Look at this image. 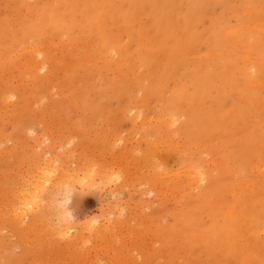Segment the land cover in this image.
I'll return each instance as SVG.
<instances>
[{
    "label": "rangeland",
    "instance_id": "374dc122",
    "mask_svg": "<svg viewBox=\"0 0 264 264\" xmlns=\"http://www.w3.org/2000/svg\"><path fill=\"white\" fill-rule=\"evenodd\" d=\"M38 2L0 0V264H264V0Z\"/></svg>",
    "mask_w": 264,
    "mask_h": 264
},
{
    "label": "bare ground",
    "instance_id": "6f19581e",
    "mask_svg": "<svg viewBox=\"0 0 264 264\" xmlns=\"http://www.w3.org/2000/svg\"><path fill=\"white\" fill-rule=\"evenodd\" d=\"M43 1H45V0H39V2L37 3V5L38 4H41ZM117 3V2H116ZM33 6V5H32ZM242 13V12H241ZM244 13V12H243ZM253 19H254V17H253ZM107 20V19H106ZM257 20V19H256ZM264 20V19H263ZM43 21H45V20H43ZM42 21V22H43ZM46 21H47V19H46ZM102 24V23H101ZM252 25V24H251ZM253 26V25H252ZM251 26V27H252ZM264 26V25H263ZM254 27V26H253ZM252 27V28H253ZM247 28V27H246ZM86 29V28H85ZM117 29V28H116ZM115 29V30H116ZM255 30V29H254ZM257 31H258V28L256 29ZM255 30V31H256ZM121 31L119 30V33H120ZM262 32V31H261ZM119 33H118V35H119ZM264 33V32H263ZM121 35H122V32L120 33ZM133 34V33H132ZM228 34V33H227ZM123 36H124V34H123ZM134 36V35H133ZM115 37H117V36H115ZM88 38V37H87ZM91 38V37H90ZM89 38V39H90ZM124 38H125V36H124ZM134 38H135V36H134ZM86 39V38H85ZM111 39H113V37L111 38ZM116 39V38H115ZM70 41V40H69ZM90 41V40H89ZM98 41V40H97ZM116 41H118V38H117V40ZM121 41H125L126 42V40L124 39L123 40V38L121 39ZM133 41L134 40H132V43L131 42H128V43H130V44H132L133 45ZM141 41H143V39L141 40ZM140 41V42H141ZM45 42V41H44ZM61 42H62V40H61ZM76 42V41H75ZM138 42V41H137ZM149 42V41H148ZM65 43V42H64ZM128 43H126V45L125 46H127V44ZM60 44V43H59ZM234 44V43H233ZM51 45H53V44H51ZM62 45V44H61ZM87 45V44H86ZM131 45V46H132ZM41 46V45H40ZM80 46V45H79ZM53 47V46H52ZM55 47H57V44H56V46ZM88 50H89V53H86V54H88V57L87 58H89V59H91V60H95V62L96 61H98L99 62V64H102L103 65V67L105 68V67H108V68H111V69H114V73L113 74H115L116 76H118V77H121L122 78V80H120L121 82L123 81V79L125 80V81H130L131 82V80H135L138 76L137 75H134V71L136 72V70H135V68H134V65L132 64V63H128V62H125V60L123 59V58H121V57H115V54H116V50H115V48H108V49H106L104 46H101V44H98L96 41H93V39H92V45L91 46H88V47H86ZM122 48V47H121ZM40 49V48H39ZM86 49V50H87ZM54 50V49H53ZM74 51V50H73ZM72 52V51H71ZM38 53V52H37ZM74 53H71V55H73ZM35 55V54H34ZM51 55V54H50ZM70 55V54H69ZM68 55V56H69ZM132 55H135V53H133ZM254 55V54H253ZM73 56H75V55H73ZM85 56V54L83 55V57ZM79 57V56H78ZM80 57H81V55H80ZM79 57V58H80ZM249 57H250V55H249ZM248 57V58H249ZM69 59H70V57H68ZM72 58V57H71ZM87 58H85V59H87ZM36 59V58H35ZM59 59V58H58ZM57 59V60H58ZM75 59V60H74ZM74 59H72V61L74 60V61H76V58H74ZM88 59V60H89ZM250 59V58H249ZM1 60V59H0ZM27 60V59H26ZM64 60V59H63ZM165 60V59H164ZM32 61H34V64H35V62L37 63V61L36 60H34V58H33V60ZM32 61H30V62H32ZM54 61V60H53ZM65 61V60H64ZM68 61V60H67ZM87 61V60H86ZM85 61V62H86ZM248 61V60H247ZM40 62V61H39ZM58 62V61H57ZM61 62V61H60ZM94 62V61H93ZM92 62V63H93ZM97 62V63H98ZM130 62H132L131 60H130ZM52 63H54V62H52ZM59 63V62H58ZM62 63L63 62H61V66H62ZM83 63H84V61H83ZM43 64V63H42ZM41 64V66H39V69L40 70H43L45 67H44V64L42 65ZM65 64H67V67H68V64L69 63H66L65 62ZM71 64V63H70ZM88 64H91V62H89L88 61ZM36 65H38V64H36ZM58 65V64H57ZM64 65V64H63ZM75 65V64H74ZM85 65V64H84ZM69 66H72V64L71 65H69ZM94 66H96V65H94ZM100 65H98V67H99ZM102 67V68H103ZM138 67V66H137ZM203 67V66H202ZM201 66H200V68H202ZM71 67H68V69H69V71L71 70L70 69ZM73 68H74V66H73ZM101 67H99V69H100ZM139 68V67H138ZM151 68V67H150ZM153 68H155V67H153ZM75 69V68H74ZM96 69V68H95ZM103 70V69H102ZM147 70V69H146ZM146 70H145V72H146ZM150 70V69H149ZM72 71V70H71ZM101 71V70H100ZM109 71H112L113 72V70H108V72ZM143 71V70H142ZM42 72V71H41ZM75 72V71H74ZM138 72V71H137ZM139 73H141V72H139ZM190 73V72H189ZM110 74V73H109ZM108 74V75H109ZM137 74V73H136ZM145 74V73H144ZM226 74V73H225ZM45 75V74H44ZM94 76V75H93ZM147 75H144V77H146ZM143 77V76H142ZM141 77V78H142ZM94 78V77H93ZM88 79V78H87ZM138 79H140L139 77H138ZM137 79V80H138ZM145 79V78H144ZM115 80V79H114ZM141 80H143V79H141ZM141 80H139V81H141ZM148 80V79H147ZM155 80V79H154ZM143 82H146V81H143ZM143 82H141V83H143ZM77 83V82H76ZM131 83H133V81L131 82ZM263 83V82H262ZM140 84V83H139ZM144 84V83H143ZM257 84H260V83H257ZM257 84H254V86L255 85H257ZM76 85V84H75ZM72 86V85H71ZM170 87V86H169ZM173 87V86H172ZM68 88V87H67ZM78 88V87H77ZM262 88H264V87H262ZM188 89L189 88H186V86H185V88L184 89H182L183 90V94H182V96H185L186 97V94H187V96H188ZM129 90V89H128ZM182 90L180 91V92H182ZM122 91V90H121ZM121 91H119V92H121ZM127 92V91H126ZM135 92V91H134ZM125 93V92H124ZM186 93V94H185ZM9 94V93H8ZM122 94V93H121ZM145 94H146V92H145ZM180 94V93H179ZM124 95V94H123ZM181 95V94H180ZM121 96V95H120ZM184 97V98H185ZM187 98H189V97H187ZM186 99V98H185ZM253 100V99H252ZM123 101V100H122ZM158 101V100H157ZM4 102V101H3ZM151 102V101H150ZM159 102V101H158ZM5 103V102H4ZM1 104V103H0ZM193 104V103H192ZM191 104V105H192ZM190 105V106H191ZM194 105V104H193ZM255 105H256V103H255ZM189 106V107H190ZM138 107V106H137ZM188 107V106H187ZM188 107V108H189ZM5 108V107H4ZM183 109V108H182ZM176 117V116H175ZM166 119V118H165ZM156 120V119H155ZM166 131V130H165ZM156 142V141H155ZM178 142V141H177ZM171 147V146H170ZM207 147V146H206ZM264 152V151H263ZM217 161V160H216ZM260 161V160H259ZM263 162V161H262ZM219 163V162H218ZM46 164V163H45ZM48 164V163H47ZM217 164V163H216ZM215 164V165H216ZM221 164V163H220ZM264 164V163H263ZM43 165V164H42ZM52 165V164H51ZM54 165V164H53ZM46 166V165H45ZM49 166V165H48ZM55 166V165H54ZM49 168V167H48ZM56 168V167H55ZM40 169V168H39ZM49 169H51V168H49ZM41 170V169H40ZM39 170V171H40ZM52 170V169H51ZM51 170H49V173H51L52 174V172L53 171H51ZM57 170V169H56ZM187 170V169H186ZM242 170V169H241ZM38 171V170H37ZM38 171V179H39V177L41 176H43L44 175V171L42 170V171H40L39 172ZM45 171H46V168H45ZM51 171V172H50ZM55 171V170H54ZM67 172V171H66ZM66 172H64L63 174L64 175H67L66 174ZM183 172V171H182ZM185 172V171H184ZM229 172V171H228ZM258 172L260 173L261 171H259L258 170ZM47 173H48V170H47ZM54 173V172H53ZM181 173V172H180ZM34 174V173H33ZM49 175V174H48ZM69 175V174H68ZM68 175L67 176H65V177H68ZM47 175L45 174V176H43V177H46ZM171 176V175H170ZM181 176V175H180ZM186 177H187V175H185ZM190 176V175H189ZM35 177V176H34ZM33 177V178H34ZM51 177V176H50ZM53 177V176H52ZM51 177V178H52ZM65 177L63 178V179H65ZM198 177V176H197ZM262 177V176H261ZM46 178H48V177H46ZM46 178H43L42 179V183L44 182V179H46ZM50 178V179H51ZM31 179V178H30ZM53 179V178H52ZM32 180V179H31ZM46 181V180H45ZM54 181V180H53ZM58 181V180H57ZM198 181V180H197ZM48 182H49V180H48ZM50 183V182H49ZM44 184V183H43ZM51 184V183H50ZM247 184V183H246ZM249 184V183H248ZM45 185V184H44ZM44 185L42 186L41 184H39V183H36L35 182V184H32V185H30V184H28V186H30V187H27V188H25V189H23L22 190V196H25L26 194H27V197H25V199H24V201L22 200V201H20V202H18V203H20L22 206H24V211L26 212V210H27V213H30V212H32L36 207L39 209V202L41 201V200H39L40 199V197L39 196H41V193H42V189H43V187H44ZM51 186V185H50ZM177 186V185H176ZM252 186V185H251ZM46 187V186H45ZM54 187V186H53ZM249 187H250V185H249ZM238 188V187H237ZM236 188V189H237ZM45 189V188H44ZM251 189V188H250ZM54 190V189H53ZM248 190V189H247ZM44 192V191H43ZM232 192V191H231ZM43 194V193H42ZM232 194V193H231ZM20 195V194H19ZM18 195V196H19ZM234 195V194H233ZM17 196V195H16ZM15 196V197H16ZM44 195H42L41 197H43ZM65 198H67V197H65ZM248 198V197H247ZM18 199V198H17ZM36 199H38V201L36 200ZM42 200H43V198H41ZM52 199V198H51ZM67 199H70V198H67ZM64 200H66V199H64ZM262 200V199H261ZM16 201V200H15ZM37 202H38V204H37ZM262 202V201H261ZM18 203H17V205H18ZM41 204V203H40ZM45 204V203H44ZM58 204H60V203H58ZM264 204V203H263ZM13 205V204H12ZM14 206V205H13ZM32 207V208H30V209H32V211H30V212H28V210H29V207ZM18 211H20L21 210V212H22V209H23V207H18V208H16ZM26 209V210H25ZM12 210H15V209H12ZM17 210H15V213H16V211ZM59 210V209H58ZM23 211V212H24ZM35 211V210H34ZM23 212L21 213V214H23ZM19 214H20V212H18ZM27 215V214H26ZM25 215V216H26ZM30 215V214H29ZM69 213L66 211V212H64V215H61L59 218H60V221L62 222V220H65L66 218H69ZM14 216V215H13ZM19 217H20V215H19ZM57 220V219H56ZM20 221V220H19ZM58 222V221H57ZM65 222L66 223H68L66 220H65ZM65 224V223H64ZM69 224L70 223H68V226H69ZM63 225V224H62ZM66 225V224H65ZM73 225V224H72ZM74 226V225H73ZM54 227V226H53ZM64 227V226H63ZM62 227V228H63ZM58 228V227H57ZM60 228V227H59ZM61 228V229H62ZM72 228V226L71 227H69V229H71ZM63 229H65V228H63ZM65 230H67V227H66V229ZM64 230V231H65ZM68 231V230H67ZM59 232V231H58ZM63 231H61V233H62ZM56 233H57V231H56ZM65 233H66V231H65ZM261 233V232H260ZM263 234H264V232H263ZM59 235V234H58ZM69 235V234H68ZM56 236V235H55ZM60 236V235H59ZM62 237V236H61ZM65 237V236H64ZM59 238V237H58Z\"/></svg>",
    "mask_w": 264,
    "mask_h": 264
}]
</instances>
